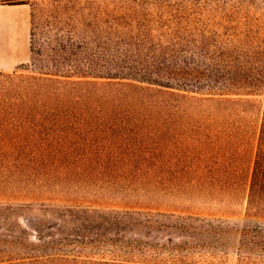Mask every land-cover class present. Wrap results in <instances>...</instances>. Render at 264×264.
I'll return each mask as SVG.
<instances>
[{
  "label": "trees",
  "instance_id": "1",
  "mask_svg": "<svg viewBox=\"0 0 264 264\" xmlns=\"http://www.w3.org/2000/svg\"><path fill=\"white\" fill-rule=\"evenodd\" d=\"M20 3L0 264H216L230 243L264 264V0Z\"/></svg>",
  "mask_w": 264,
  "mask_h": 264
},
{
  "label": "rangeland",
  "instance_id": "2",
  "mask_svg": "<svg viewBox=\"0 0 264 264\" xmlns=\"http://www.w3.org/2000/svg\"><path fill=\"white\" fill-rule=\"evenodd\" d=\"M20 1L22 0H0V5H10V4H21ZM39 1V0H38ZM29 7V18H30V25H31V13L33 11V7H36L35 4L26 3ZM26 12H24V9H20L16 6H0V42L7 43L9 36V21L15 20V19H24L26 16ZM173 204V203H172ZM173 206L169 205L168 201H163L162 199L156 201L155 203H152L151 206L154 207V209H163V210H172L175 208H185L183 205L173 204ZM191 208H194V210H200L201 212H204L208 214L209 216L213 217H219L222 219H227L229 221H234V217L231 216H225L223 213L216 211L212 207H209L207 205L202 204H195ZM190 209V208H189ZM20 222L23 226H26L27 221L25 217L20 218ZM30 227H33V224H30ZM29 239L32 241H37V239L34 236V233L32 232L29 236ZM218 262L216 264H238V253L235 248L234 243H230L229 247H227L226 251L218 256Z\"/></svg>",
  "mask_w": 264,
  "mask_h": 264
},
{
  "label": "crops",
  "instance_id": "3",
  "mask_svg": "<svg viewBox=\"0 0 264 264\" xmlns=\"http://www.w3.org/2000/svg\"><path fill=\"white\" fill-rule=\"evenodd\" d=\"M0 6H16L24 9L26 16L22 19L9 21V36L7 43L0 42V71H13L21 63L30 60V18L26 3Z\"/></svg>",
  "mask_w": 264,
  "mask_h": 264
}]
</instances>
